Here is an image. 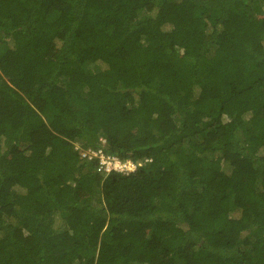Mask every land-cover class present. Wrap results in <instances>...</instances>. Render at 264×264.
Segmentation results:
<instances>
[{"label":"trees","instance_id":"obj_1","mask_svg":"<svg viewBox=\"0 0 264 264\" xmlns=\"http://www.w3.org/2000/svg\"><path fill=\"white\" fill-rule=\"evenodd\" d=\"M0 264H264V0H0Z\"/></svg>","mask_w":264,"mask_h":264},{"label":"built area","instance_id":"obj_2","mask_svg":"<svg viewBox=\"0 0 264 264\" xmlns=\"http://www.w3.org/2000/svg\"><path fill=\"white\" fill-rule=\"evenodd\" d=\"M75 149L79 152L83 160L89 162L95 161L98 170L103 174H109L111 172L128 174L151 161V159H145L144 161L134 162L130 159H121L116 155L105 152L102 148L82 147L78 142L75 143Z\"/></svg>","mask_w":264,"mask_h":264}]
</instances>
